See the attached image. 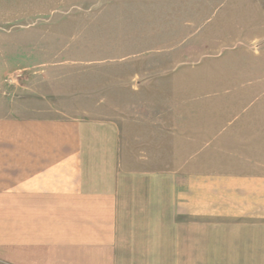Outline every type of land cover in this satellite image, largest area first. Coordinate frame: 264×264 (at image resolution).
Returning a JSON list of instances; mask_svg holds the SVG:
<instances>
[{"label":"crops","instance_id":"crops-1","mask_svg":"<svg viewBox=\"0 0 264 264\" xmlns=\"http://www.w3.org/2000/svg\"><path fill=\"white\" fill-rule=\"evenodd\" d=\"M171 129L0 115V264H264V120Z\"/></svg>","mask_w":264,"mask_h":264},{"label":"rangeland","instance_id":"rangeland-1","mask_svg":"<svg viewBox=\"0 0 264 264\" xmlns=\"http://www.w3.org/2000/svg\"><path fill=\"white\" fill-rule=\"evenodd\" d=\"M0 115L264 120V0H0Z\"/></svg>","mask_w":264,"mask_h":264}]
</instances>
